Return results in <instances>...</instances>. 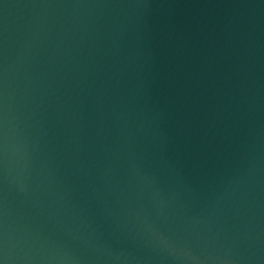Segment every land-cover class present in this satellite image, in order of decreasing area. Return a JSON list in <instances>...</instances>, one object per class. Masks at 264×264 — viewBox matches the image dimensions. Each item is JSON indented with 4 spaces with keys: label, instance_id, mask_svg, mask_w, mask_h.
Instances as JSON below:
<instances>
[{
    "label": "water",
    "instance_id": "obj_1",
    "mask_svg": "<svg viewBox=\"0 0 264 264\" xmlns=\"http://www.w3.org/2000/svg\"><path fill=\"white\" fill-rule=\"evenodd\" d=\"M0 264H264V0H0Z\"/></svg>",
    "mask_w": 264,
    "mask_h": 264
}]
</instances>
